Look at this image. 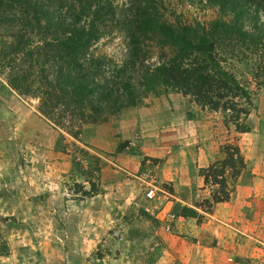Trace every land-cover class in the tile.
<instances>
[{
    "label": "rangeland",
    "instance_id": "rangeland-1",
    "mask_svg": "<svg viewBox=\"0 0 264 264\" xmlns=\"http://www.w3.org/2000/svg\"><path fill=\"white\" fill-rule=\"evenodd\" d=\"M109 1L116 16L128 0ZM155 1L169 20L229 17L208 0ZM259 9L263 19L264 3ZM22 31L19 22L0 24V264H185L188 250H179L174 258L163 241L166 235H187L177 229L178 217L190 220L186 226L191 231L205 222L236 227L256 217L253 212L263 215L264 180L256 189L237 191L236 179L226 172L232 182L229 198L208 209L202 199L210 187L194 183L197 166L192 162L198 146L204 148L206 162L221 159L224 146L231 145L246 160L241 171L254 175L258 170L254 160L264 152V39L252 52L240 46L226 63L248 97L239 100L247 109L242 121L247 130L241 132L229 121V112L200 107L169 88L148 92L137 105L103 121L80 123L66 116L55 124L39 110L37 97L9 86V76L25 73L34 89L39 75V63H20L13 70L6 63L4 50L25 36ZM98 31L89 49L115 63L124 60L127 38L117 22L106 20ZM143 44L148 60H155L157 50L148 41ZM50 63L41 67L49 72ZM150 146L160 148L159 158L144 154L153 150H147ZM176 162L181 167L172 164ZM161 172L167 179L177 178L178 191L159 179ZM151 185L154 198L147 200L144 191ZM214 213L217 218L210 217ZM259 253L264 255L261 249ZM263 255L250 258L264 264ZM235 262L254 264L248 258Z\"/></svg>",
    "mask_w": 264,
    "mask_h": 264
},
{
    "label": "trees",
    "instance_id": "trees-1",
    "mask_svg": "<svg viewBox=\"0 0 264 264\" xmlns=\"http://www.w3.org/2000/svg\"><path fill=\"white\" fill-rule=\"evenodd\" d=\"M208 1L229 17L169 20L155 0H128L116 16L109 0H0V24L19 22L25 33L4 50L10 70L24 62L40 64L34 89L25 73L9 76V86L37 97L39 110L55 124L66 116L80 123L103 121L137 105L146 93L169 88L200 107L229 112L235 129L246 131L242 121L247 109L239 100H247V93L226 63L240 46L252 52L263 44L259 6L264 0ZM106 20H115L127 38L120 63L89 49ZM145 41L157 50L153 61ZM46 62H51L49 72L41 67ZM244 167L238 147L226 145L221 159L197 168L203 187H210L202 199L208 209L229 198L226 172L234 179Z\"/></svg>",
    "mask_w": 264,
    "mask_h": 264
},
{
    "label": "crops",
    "instance_id": "crops-1",
    "mask_svg": "<svg viewBox=\"0 0 264 264\" xmlns=\"http://www.w3.org/2000/svg\"><path fill=\"white\" fill-rule=\"evenodd\" d=\"M120 130L121 135H126L124 130ZM150 147L151 148H148L147 150L152 148L153 150L147 151V153L144 154L152 158H159L157 152L160 148L157 146ZM203 152L204 148L202 146H198L196 148L197 154L195 155L192 162V165H194L195 168L196 166L197 168L205 167L209 161L212 162V159H209L205 162L206 159H204ZM257 159L258 160H254V162H258V170H253V172H255L254 175L243 170L235 177V189H237V191H239V189H256L259 181L264 180V152L260 153ZM244 162L245 166L247 167L245 159ZM172 164L176 167H181V164H178L177 162ZM162 165H165V163ZM194 174L196 177L194 183L197 185L201 184L200 188H203L202 179L197 175V169L196 173ZM157 176H159L161 181L171 182L170 184L175 191H178V189L181 187L176 177H174V179H167L164 172H161L159 175L157 173ZM227 183L230 187L232 186V182L227 181ZM251 184L253 186H249ZM256 192L259 193V190ZM242 198L243 200L245 199L244 197ZM224 202L225 201L217 202L215 205L222 204ZM254 214H256V217L251 216L249 220L245 218V222L241 225H237L236 227L230 223H226V227H223L219 224L214 227H209L205 222V227L202 229L199 226L195 227V225H193L191 231H189L186 226L192 225L190 220H186V218L183 217H178L176 221V227L177 229L182 227V231L187 235H166L167 237L163 236L164 238H167L163 240L166 245L165 247L168 248L169 246L170 248L167 250V253L172 254L174 258H179V250L184 253H186L188 250L189 254L187 258L189 260L185 262V264H236L235 258H248L251 259L254 264H260V259L253 260V257L250 258V256L254 255L255 257H259L263 255L259 253L260 249L264 251V249L261 248L259 244L264 245V236L260 237L257 232L261 230L260 234L264 235V213L263 215H260L258 212H253L252 215ZM209 215L210 217L217 216L216 213ZM210 222L211 224L213 223L212 220H208L207 223ZM166 249L163 253H166Z\"/></svg>",
    "mask_w": 264,
    "mask_h": 264
},
{
    "label": "built area",
    "instance_id": "built-area-1",
    "mask_svg": "<svg viewBox=\"0 0 264 264\" xmlns=\"http://www.w3.org/2000/svg\"><path fill=\"white\" fill-rule=\"evenodd\" d=\"M145 175H146L145 173H141V176H145ZM153 188H154V186L151 185V187H148L145 189V191H144V198L145 199L151 200L154 198V189ZM155 207L156 206H154V205L152 206V208H155ZM152 208L145 207V210L150 211V213H152V211H151ZM168 215H170V214H168ZM165 228L167 229L166 226H165Z\"/></svg>",
    "mask_w": 264,
    "mask_h": 264
}]
</instances>
